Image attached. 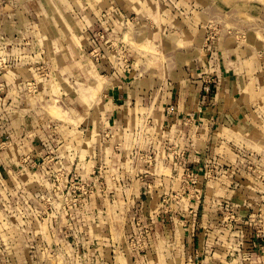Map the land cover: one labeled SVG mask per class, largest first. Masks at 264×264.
I'll list each match as a JSON object with an SVG mask.
<instances>
[{
  "label": "rangeland",
  "instance_id": "rangeland-1",
  "mask_svg": "<svg viewBox=\"0 0 264 264\" xmlns=\"http://www.w3.org/2000/svg\"><path fill=\"white\" fill-rule=\"evenodd\" d=\"M193 24L247 56L221 65L242 71L243 120L154 125L150 95L109 124L106 87L142 69L169 84L138 36ZM0 264H264V0H0Z\"/></svg>",
  "mask_w": 264,
  "mask_h": 264
},
{
  "label": "crops",
  "instance_id": "crops-1",
  "mask_svg": "<svg viewBox=\"0 0 264 264\" xmlns=\"http://www.w3.org/2000/svg\"><path fill=\"white\" fill-rule=\"evenodd\" d=\"M213 10L215 9L202 8L198 15H201L204 21L208 17L207 14ZM196 27L193 24L180 29L178 32L170 33L171 39H168V36L162 38L161 33L150 29H145L143 31L145 33L141 34V37L138 36V39L140 38L138 40L139 46H142L144 37L158 41L160 54L156 58L160 59L154 58L155 65L161 64L163 58L167 59L168 68L165 70L164 76L169 84L162 86L161 70L159 76L157 71L153 70L152 75H150V72L144 73V69H142V73H136L133 77L129 75L124 80L122 77L121 84L112 83L111 87H106L103 90V98L106 100L104 105H101L102 110L106 109L105 111H107L106 119L109 124L113 123V125L123 127L128 124L129 120L135 121L148 116L152 107L143 102L150 95H156L160 98L155 103L151 115L154 125L157 122V125L161 126L164 116L166 125L177 126L182 123L183 116L195 112L205 117V120L208 121L205 122L208 128L216 123L217 126L237 125L243 120V110L245 109H243L244 104L243 99H241L242 90H244L242 71L239 73L236 71L226 72L221 65L226 64V59H241V57L246 58L247 56L242 55L244 51L236 50L237 46L224 37L215 38L209 46L205 40V34ZM237 53L241 54L240 58L236 56ZM210 56L217 58V62L220 64L217 66L216 72L213 71L218 78V83L212 103L204 101L203 97L204 84L210 78L206 74H212V71L208 69V65L212 63L209 59ZM131 59L139 61V59L147 58L142 57L138 52H133ZM142 63L143 61H141ZM160 86L164 87L165 91L158 88ZM245 104L247 106L246 101ZM189 159H191L190 155L188 156ZM193 161L194 158L191 162ZM256 240L254 241L259 243ZM254 246L257 249V246Z\"/></svg>",
  "mask_w": 264,
  "mask_h": 264
},
{
  "label": "bare ground",
  "instance_id": "bare-ground-1",
  "mask_svg": "<svg viewBox=\"0 0 264 264\" xmlns=\"http://www.w3.org/2000/svg\"><path fill=\"white\" fill-rule=\"evenodd\" d=\"M53 112H55V111L53 110Z\"/></svg>",
  "mask_w": 264,
  "mask_h": 264
}]
</instances>
